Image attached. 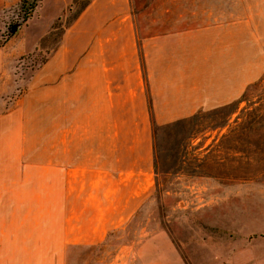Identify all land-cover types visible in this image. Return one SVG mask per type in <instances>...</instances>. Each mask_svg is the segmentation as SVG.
<instances>
[{
    "label": "crops",
    "instance_id": "obj_1",
    "mask_svg": "<svg viewBox=\"0 0 264 264\" xmlns=\"http://www.w3.org/2000/svg\"><path fill=\"white\" fill-rule=\"evenodd\" d=\"M207 1L212 21L141 41L130 0H90L64 28L31 77L33 106L0 114V264H67L72 246L102 243L153 185V124L240 94L234 61L258 58L264 0ZM33 19L35 47L46 29Z\"/></svg>",
    "mask_w": 264,
    "mask_h": 264
},
{
    "label": "rangeland",
    "instance_id": "obj_2",
    "mask_svg": "<svg viewBox=\"0 0 264 264\" xmlns=\"http://www.w3.org/2000/svg\"><path fill=\"white\" fill-rule=\"evenodd\" d=\"M25 1L0 10V44L10 54L0 73V114L23 101L33 106L24 100L31 77L90 0ZM130 2L139 41L214 19L207 0ZM230 12L219 19L230 20ZM31 18V28L46 29L35 47L25 27ZM257 50L258 58L235 59L241 91L229 105L155 129L154 182L138 211L102 243L72 246L67 264H264V44Z\"/></svg>",
    "mask_w": 264,
    "mask_h": 264
},
{
    "label": "trees",
    "instance_id": "obj_3",
    "mask_svg": "<svg viewBox=\"0 0 264 264\" xmlns=\"http://www.w3.org/2000/svg\"><path fill=\"white\" fill-rule=\"evenodd\" d=\"M26 1L25 0H22V2H20L21 3V5H23V3H25ZM85 5V4H84ZM84 5H82V7L84 6ZM32 7V6H31ZM81 7V8H82ZM34 8V7H33ZM10 30L11 31H14V32H16V29H14V28H10ZM44 61V60H43ZM42 61V62H43ZM227 105H229V104H227ZM226 105V106H227ZM223 107H225V106H223ZM218 108H221V107H217V109ZM183 119H185V118H182V119H179V120H176V121H174V122H172V123H167V124H164V125H175V124H179V123H182L183 121ZM163 125H157V124H153V129H152V134L154 133V131H155V129H157V128H160V127H162Z\"/></svg>",
    "mask_w": 264,
    "mask_h": 264
},
{
    "label": "built area",
    "instance_id": "obj_4",
    "mask_svg": "<svg viewBox=\"0 0 264 264\" xmlns=\"http://www.w3.org/2000/svg\"><path fill=\"white\" fill-rule=\"evenodd\" d=\"M35 0H28V3H26V6L28 7V6H30L29 4L30 3H32V2H34Z\"/></svg>",
    "mask_w": 264,
    "mask_h": 264
}]
</instances>
